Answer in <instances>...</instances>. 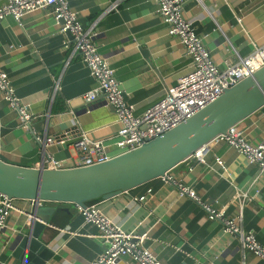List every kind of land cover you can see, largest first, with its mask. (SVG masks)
Masks as SVG:
<instances>
[{
  "label": "crops",
  "instance_id": "crops-1",
  "mask_svg": "<svg viewBox=\"0 0 264 264\" xmlns=\"http://www.w3.org/2000/svg\"><path fill=\"white\" fill-rule=\"evenodd\" d=\"M4 1L0 0V5ZM115 2L117 6L112 8ZM70 4L83 26L98 32L94 42L115 69L136 114H143L191 70V58L179 39L168 33L156 0H70ZM184 10L223 68L235 58V50L246 55L253 41L264 43V0H186ZM50 12L32 11L21 24L11 16L0 20V65L8 73L15 93L36 116L29 125L23 124L19 111L0 92V157L35 167L43 162V146L38 138H57L61 134L70 137L79 131L104 140L109 152L117 155L116 110L103 93L91 101L85 99V94L97 87V80L81 53L71 56L70 48L65 47L66 37ZM55 105L59 110L54 111ZM240 126L252 143L264 139L262 111ZM72 139L57 140L48 152L66 162L77 160ZM217 158L224 161L227 172ZM171 174L192 184L207 202L227 205L229 215L239 212L234 201L236 190L247 189L250 198L243 226L264 244V173L256 163L226 142H219L212 143L206 163L186 160ZM231 187L234 194L230 193ZM141 196L145 199L138 200ZM33 204L15 199L18 210L11 213L0 235V264H20L13 251L25 232ZM54 206L61 219L48 224L41 236L53 252L46 264H88L106 246L98 228L85 224L76 204ZM99 206L124 228L146 236V244L165 264H264L252 252L242 251L238 240L223 233L221 223L209 219L199 204L179 197L175 185L161 178L106 199ZM119 264L136 263L123 256Z\"/></svg>",
  "mask_w": 264,
  "mask_h": 264
},
{
  "label": "built area",
  "instance_id": "built-area-1",
  "mask_svg": "<svg viewBox=\"0 0 264 264\" xmlns=\"http://www.w3.org/2000/svg\"><path fill=\"white\" fill-rule=\"evenodd\" d=\"M158 13L168 25V33L179 39L186 54L191 58V70L180 76L177 82L170 86L164 96L148 107L141 115L135 113V106L130 104L120 87L115 69L109 60L101 54L94 37L98 34L94 27H84L79 13L71 6L70 0H5L0 5V20L11 16L21 24L22 18L37 9H49L59 23V32L66 37L65 47L70 48L71 56L81 53L83 62L97 80V87L85 94V99L91 101L100 93L106 97L108 104L115 107L118 129L114 144L119 154L141 147L180 123L195 115L208 104L219 98L226 88L232 87L254 74L264 66V43H253L251 51L241 55L235 50V58L227 62L223 68L215 60L198 35L193 23L187 19L184 10L186 0H156ZM117 6L114 3L112 8ZM242 21L241 18H239ZM70 32L73 39L67 36ZM59 89V84L56 85ZM0 92L4 99L20 113L23 124L29 125L36 116L15 93L8 73L0 65ZM43 148V164L47 168H76L105 162L114 155L108 150L104 140L91 138L86 132L78 133L71 145L79 157L72 162L58 159L48 152V147L58 140L55 137L38 138ZM226 142L250 162L256 163L259 171L264 173V139L252 143L247 138L240 123L228 129L224 134L216 136L212 143ZM206 154L202 149L197 150L193 157L199 162L206 163ZM188 160H191L188 159ZM224 172L227 168L221 158L216 159ZM172 172V171H171ZM171 172L161 179L173 183L179 197H188L199 204L211 220L221 223L223 233L235 237L242 251L252 252L264 261V244L256 234L243 226L244 210L250 198L247 189H237L234 201L239 212L229 215L227 205L219 206L204 200L196 188L183 180L176 179ZM229 181H231L228 178ZM145 199L141 196L138 200ZM85 224L95 225L105 242V249L88 264H119L123 256H129L136 264H165L164 261L146 244V236L136 230H128L109 217L99 204L87 205L85 208L77 205ZM18 210L15 199L0 193V235L7 226L13 211ZM20 211V209H19ZM64 230V229H63ZM76 234L77 232H72Z\"/></svg>",
  "mask_w": 264,
  "mask_h": 264
},
{
  "label": "water",
  "instance_id": "water-1",
  "mask_svg": "<svg viewBox=\"0 0 264 264\" xmlns=\"http://www.w3.org/2000/svg\"><path fill=\"white\" fill-rule=\"evenodd\" d=\"M67 36L73 39L70 32ZM258 111L264 113V66L226 88L219 98L186 121L141 147L114 155L105 162L57 169L43 164L17 165L0 157V193L34 202L13 257L20 264H46L52 258L53 252L41 236L48 224L61 219L54 203H73L85 208L166 176L190 158L198 163L193 157L197 150L208 152V145L216 136ZM63 137L74 139L77 134L70 137L61 134L57 139ZM234 192L231 187L230 193Z\"/></svg>",
  "mask_w": 264,
  "mask_h": 264
},
{
  "label": "trees",
  "instance_id": "trees-1",
  "mask_svg": "<svg viewBox=\"0 0 264 264\" xmlns=\"http://www.w3.org/2000/svg\"><path fill=\"white\" fill-rule=\"evenodd\" d=\"M57 110H59V106L55 105L54 106V111H57Z\"/></svg>",
  "mask_w": 264,
  "mask_h": 264
}]
</instances>
